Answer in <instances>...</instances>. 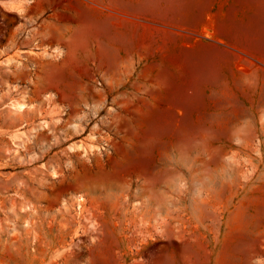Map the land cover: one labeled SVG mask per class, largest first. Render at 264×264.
Segmentation results:
<instances>
[{"label": "rangeland", "instance_id": "obj_1", "mask_svg": "<svg viewBox=\"0 0 264 264\" xmlns=\"http://www.w3.org/2000/svg\"><path fill=\"white\" fill-rule=\"evenodd\" d=\"M0 264H264V0H0Z\"/></svg>", "mask_w": 264, "mask_h": 264}, {"label": "bare ground", "instance_id": "obj_2", "mask_svg": "<svg viewBox=\"0 0 264 264\" xmlns=\"http://www.w3.org/2000/svg\"><path fill=\"white\" fill-rule=\"evenodd\" d=\"M58 53V56H62V52H57ZM24 104H14L13 105V109L15 110H20L22 107H23ZM46 125V124H45ZM22 183V182H21ZM24 185V184H23ZM22 186V185H21ZM18 189V188H17ZM80 200H82L81 198L79 199V202Z\"/></svg>", "mask_w": 264, "mask_h": 264}]
</instances>
